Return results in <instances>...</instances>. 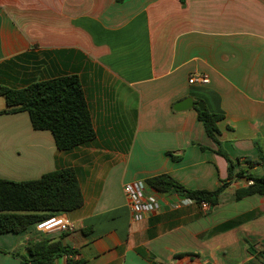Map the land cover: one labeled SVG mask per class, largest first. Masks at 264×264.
<instances>
[{
	"label": "crops",
	"instance_id": "1",
	"mask_svg": "<svg viewBox=\"0 0 264 264\" xmlns=\"http://www.w3.org/2000/svg\"><path fill=\"white\" fill-rule=\"evenodd\" d=\"M192 74L208 84L190 85ZM67 75L80 80L94 138L60 151L27 113L1 114L0 179L72 168L83 205L61 213L72 231L0 235V264H24L40 240L75 251L55 264H260L264 196L236 200L241 178L205 212L152 191L160 208L140 222L122 188L165 174L213 191L228 178L195 107L173 109L187 97L222 116L218 140L234 172L263 174L264 164L247 168L244 158H258L256 144L264 154V0H0V85Z\"/></svg>",
	"mask_w": 264,
	"mask_h": 264
},
{
	"label": "trees",
	"instance_id": "2",
	"mask_svg": "<svg viewBox=\"0 0 264 264\" xmlns=\"http://www.w3.org/2000/svg\"><path fill=\"white\" fill-rule=\"evenodd\" d=\"M0 97L4 99L6 106L0 111V115L27 113L32 129L49 131L60 151L83 145L95 136L82 86L75 75L33 83L22 89L0 85ZM194 109L206 135L215 144L216 152L228 164V178L220 181L213 191L190 190L170 176L162 174L145 181L148 189L161 194L175 193L196 204L204 201L213 207L231 181L246 178L250 183L236 190V200L252 195L264 196V171L260 176H254L245 170L234 172V162L224 152L218 140L217 123L222 116L210 113L206 108L204 111L196 107ZM256 148V160L244 158L247 168L264 164L263 150L258 144ZM239 161L240 159L237 160ZM82 205V192L72 168L57 169L29 181L0 179V235L20 233L51 216L75 211ZM27 250L29 258L20 257L24 264H55L59 257L75 253L59 240L31 241ZM255 253L259 263L264 264V249ZM67 264L79 262L67 260Z\"/></svg>",
	"mask_w": 264,
	"mask_h": 264
},
{
	"label": "built area",
	"instance_id": "3",
	"mask_svg": "<svg viewBox=\"0 0 264 264\" xmlns=\"http://www.w3.org/2000/svg\"><path fill=\"white\" fill-rule=\"evenodd\" d=\"M208 77L200 74H192L188 83L190 85H206L208 84ZM123 193L127 200L131 220L133 222H140L148 215L157 212L160 208V201L156 195L150 191L142 180H136L123 185ZM186 203L193 202L190 199H185ZM202 211H208L210 205L202 201L199 203ZM35 230L39 232L50 233L53 231L69 232L73 230L72 224L62 214H57L41 221L35 225Z\"/></svg>",
	"mask_w": 264,
	"mask_h": 264
},
{
	"label": "water",
	"instance_id": "4",
	"mask_svg": "<svg viewBox=\"0 0 264 264\" xmlns=\"http://www.w3.org/2000/svg\"><path fill=\"white\" fill-rule=\"evenodd\" d=\"M192 107H196L198 108L200 111H204L205 110V107H204V104L203 102H197V103H194L193 99L190 98V97H187L185 98L184 100L176 103L173 107V109L175 111H183V110H186V109H189V108H192ZM241 180L248 184V180L246 178H241Z\"/></svg>",
	"mask_w": 264,
	"mask_h": 264
},
{
	"label": "rangeland",
	"instance_id": "5",
	"mask_svg": "<svg viewBox=\"0 0 264 264\" xmlns=\"http://www.w3.org/2000/svg\"><path fill=\"white\" fill-rule=\"evenodd\" d=\"M0 100H3V99H1V97H0ZM0 102H3V101H0Z\"/></svg>",
	"mask_w": 264,
	"mask_h": 264
}]
</instances>
